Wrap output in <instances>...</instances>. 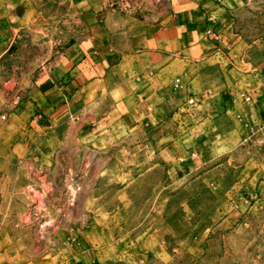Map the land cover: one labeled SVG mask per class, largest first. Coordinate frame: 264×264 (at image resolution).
<instances>
[{
  "label": "rangeland",
  "instance_id": "374dc122",
  "mask_svg": "<svg viewBox=\"0 0 264 264\" xmlns=\"http://www.w3.org/2000/svg\"><path fill=\"white\" fill-rule=\"evenodd\" d=\"M191 1L0 0V264H264V131L221 113L259 55L205 42L150 85L99 83L103 100L69 108L55 93L77 62L107 72L115 49ZM230 2L264 38V0ZM127 62L121 77H140ZM205 137L197 168L165 153Z\"/></svg>",
  "mask_w": 264,
  "mask_h": 264
},
{
  "label": "crops",
  "instance_id": "0c3cea01",
  "mask_svg": "<svg viewBox=\"0 0 264 264\" xmlns=\"http://www.w3.org/2000/svg\"><path fill=\"white\" fill-rule=\"evenodd\" d=\"M256 20H258V16L248 10L244 3L235 5L230 0H204L202 2L192 0L181 8H174L168 14L163 26L157 23H149L147 27L138 31L137 36L132 37L130 41L128 40L124 50L115 49V52L110 54L115 59L111 61V66L107 72L101 74L100 66L93 64L91 67L89 64L77 73H73L74 69H78L85 60L77 62L76 67L71 68L70 73H68L67 83L60 88H55V93H60L63 90L59 95L66 102L65 105L68 108L71 105L81 106L85 98L88 97L92 101L103 100L102 90L97 87L99 83L102 85L110 81L112 87L110 92H113L116 86L121 88L124 83L126 85L130 81L134 82V85L136 81H139L137 83L141 87L150 85L152 78L157 75L155 70L160 71L167 68L169 58L186 64L193 62L201 57L203 53L201 45L205 42L211 44L210 47L220 49L225 47L224 51L228 54L230 51L227 49L231 46L234 49L240 47L238 56L241 58L254 53L256 57L259 55L263 61L253 66L251 75H253L254 80L247 88V92L241 93L240 97H231L233 90L227 91V93L226 91L222 92L221 113L231 121L232 130H237L238 123L239 126H253L257 128L256 130L263 132L264 38L258 33L259 28L255 24ZM250 24L252 25L250 26L251 31L248 29ZM209 29L216 30L219 38L213 39L208 35L206 36V31ZM207 37L214 42L218 39L219 41H216L218 45L206 41ZM222 53L224 54V52ZM125 61H128L127 64H136L139 71H143V73L138 74L141 78L139 76L134 77V74L133 76L130 75V68L125 71L124 78L121 77L122 64ZM89 73H93V75H89ZM100 75L101 79L99 78ZM176 77H179L182 82V86L178 88L185 86L183 87L184 90L187 89V84L183 78L181 76ZM146 78H149V84H147ZM247 94L250 95L249 101L244 100V95ZM212 142L213 140H208L205 137L198 139L191 146H185L177 140L166 147L165 153L167 156L182 162L185 169L192 170L206 162V158L209 159L212 155L209 151Z\"/></svg>",
  "mask_w": 264,
  "mask_h": 264
},
{
  "label": "built area",
  "instance_id": "2783aa9c",
  "mask_svg": "<svg viewBox=\"0 0 264 264\" xmlns=\"http://www.w3.org/2000/svg\"><path fill=\"white\" fill-rule=\"evenodd\" d=\"M206 35H208V36H210L212 38H214L216 36L215 33H214V31H212L210 29L206 31ZM173 85L175 87H181L182 86L181 79L179 77H176L174 79V81H173ZM244 100L245 101H249L250 100V95H248V94L247 95H244ZM188 102L189 103H193V98H189Z\"/></svg>",
  "mask_w": 264,
  "mask_h": 264
}]
</instances>
